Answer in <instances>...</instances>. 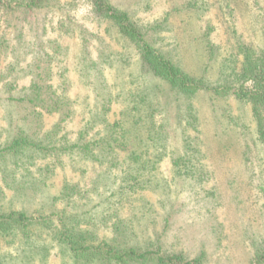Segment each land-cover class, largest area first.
Masks as SVG:
<instances>
[{
  "label": "rangeland",
  "instance_id": "obj_1",
  "mask_svg": "<svg viewBox=\"0 0 264 264\" xmlns=\"http://www.w3.org/2000/svg\"><path fill=\"white\" fill-rule=\"evenodd\" d=\"M108 1L185 71L210 81L235 52L233 30L262 44L256 12L242 0ZM209 40L219 47L214 60L200 50ZM51 54L56 75L66 70L72 113L63 122L60 114L38 117L31 104L6 100L23 96L21 88L33 77H46ZM0 74L17 85L10 93L0 91V147L20 132L36 138L56 131L57 139L74 142L83 130L86 140L98 139L107 124L119 121L122 129L116 130L124 132L129 149L139 147L140 157L147 154L154 168L150 185L141 189L131 185L137 163L122 149H117V167L75 153L10 156L0 160V213L82 215L89 222L80 227L96 242L149 249L158 244L183 257L174 264H263L258 256L264 254V144L249 103L203 92L177 97L110 23L93 16L91 0H58L37 11L2 16ZM189 137L197 138L193 144L202 156L203 178L178 174L172 163L186 152ZM66 185L78 191L67 199L61 195ZM0 264L85 263L50 230L33 224L0 234Z\"/></svg>",
  "mask_w": 264,
  "mask_h": 264
},
{
  "label": "trees",
  "instance_id": "obj_2",
  "mask_svg": "<svg viewBox=\"0 0 264 264\" xmlns=\"http://www.w3.org/2000/svg\"><path fill=\"white\" fill-rule=\"evenodd\" d=\"M57 1L0 0V18L13 13L37 11ZM70 1L72 3L73 0ZM242 1L250 9L254 8L256 12L262 44L259 46L249 43L244 40L243 35L233 30L232 35L235 40L233 48L235 52L223 62L218 78L211 81L204 76H193L185 71L170 55L157 48L153 40L148 39L146 30L133 21L126 12L114 8L108 0H91V13L96 19L110 23L119 35L135 48L143 66L174 91L177 97L190 99L203 92L210 93L218 98L232 97L238 101L249 103L256 122L258 139L264 144V0ZM231 7L234 12L235 8ZM217 49L219 47L209 40L205 42L200 50L208 51L207 55L211 60H214ZM47 63L49 64L44 69L46 72L45 78L41 79L39 75L33 77L27 86L21 88L23 96L9 95L6 100L31 104L34 108V114L38 117H41L42 113L60 114L64 116L60 120V122H63L72 113L71 101L66 95L68 84L66 79L63 78V72L66 70L64 69L60 72V75H56L54 71L56 65L52 54L51 61ZM4 75L0 74V91L10 93L13 88L12 85H14V88L17 85L14 84V80L11 85L8 81L4 82ZM190 108V105L186 106L184 113L186 109L190 110ZM179 115H181V112H178L177 116ZM188 115L192 117L194 122L196 121L195 114L189 112ZM118 122L107 124L108 131L102 129L101 136L98 139L86 140L84 138L86 133L81 130L74 142L69 141L65 136L57 139L54 137L56 131H43L36 138H31L26 133L20 132L0 147V160L4 161L7 157L22 155L27 152H37L43 155H48L51 152H56L58 155L75 153L77 156L99 163L110 162L111 167H117L119 162L116 156L117 149H122L129 153L128 158L132 162L137 163L138 168H135L136 172L131 177H133L132 179L137 178L140 182H137L136 179L134 184L131 185H138V188L145 189L147 185H150L149 175L154 169L148 166L149 163L153 162L152 158L147 154L141 158L142 152H138L139 147L135 151L129 149L128 138L124 137V132H118L122 129ZM188 124L191 127L193 122ZM189 138L192 142L185 139L186 152L184 150V155L179 154L173 158L172 163L178 174L195 179H197L196 177L203 178V166L199 164L202 156L199 155L200 150L194 147L195 144H193V141L197 138ZM159 147L161 151L164 150L166 143L162 142ZM109 156L111 159L107 161ZM144 175H146V178H144ZM68 186L66 185L61 192L62 197L66 199L72 193L76 194L78 192L74 187L69 188ZM86 213L90 214L88 211ZM82 217L84 216L75 215V217H71L64 214H49L31 218L21 212L0 213V234H13L15 231L26 230L36 224L50 230L57 243L69 251L76 260H81L85 264H125L138 260L142 262L152 261L155 264H174L175 261L183 259L181 255L168 254L158 244H154L149 249L133 245L119 248L112 243H98L88 228L80 227L83 223L87 225L86 223L89 222L85 223L86 220ZM89 220H91L90 217ZM258 260L264 264V254L261 253ZM193 263L197 264L198 262L193 261ZM182 264H189V262L183 261Z\"/></svg>",
  "mask_w": 264,
  "mask_h": 264
}]
</instances>
